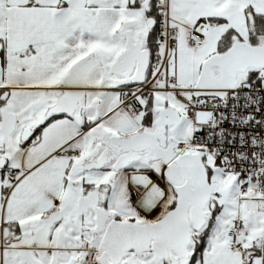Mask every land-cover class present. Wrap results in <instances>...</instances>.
<instances>
[{
  "label": "snow or ice",
  "instance_id": "1",
  "mask_svg": "<svg viewBox=\"0 0 264 264\" xmlns=\"http://www.w3.org/2000/svg\"><path fill=\"white\" fill-rule=\"evenodd\" d=\"M0 264H264V0H0Z\"/></svg>",
  "mask_w": 264,
  "mask_h": 264
}]
</instances>
